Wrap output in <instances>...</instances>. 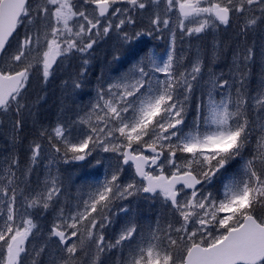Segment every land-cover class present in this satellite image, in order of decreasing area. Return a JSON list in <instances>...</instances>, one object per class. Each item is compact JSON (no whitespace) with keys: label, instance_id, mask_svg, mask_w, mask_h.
<instances>
[{"label":"snow or ice","instance_id":"obj_1","mask_svg":"<svg viewBox=\"0 0 264 264\" xmlns=\"http://www.w3.org/2000/svg\"><path fill=\"white\" fill-rule=\"evenodd\" d=\"M66 61L64 100L90 99L45 125L28 88ZM0 115V264H264V0H0ZM62 165L92 169L74 205Z\"/></svg>","mask_w":264,"mask_h":264},{"label":"trees","instance_id":"obj_2","mask_svg":"<svg viewBox=\"0 0 264 264\" xmlns=\"http://www.w3.org/2000/svg\"><path fill=\"white\" fill-rule=\"evenodd\" d=\"M231 30H227L229 33L223 34L218 36L217 41L223 42V45H227L229 42L233 41L234 39V30L230 28ZM187 41V40H186ZM191 44H193L194 40H190ZM198 41V40H197ZM208 41V40H207ZM165 42L163 40H150L149 44L151 46L159 45V47L156 48L157 53H161L165 49ZM201 47L203 48L204 44V38L200 42ZM110 45H101L100 48H98L96 56L97 60L93 62V68L91 69L94 71L97 75L100 74L101 71V64L100 62L104 59L105 52L109 49ZM177 49L182 50V54L188 55L189 51L199 50L197 47H193L192 45L189 47L188 44L186 46V43H181L179 41V37L177 40ZM185 51H188L187 53H184ZM192 53V52H191ZM75 63V62H73ZM73 67H68L66 70V67L62 69V73H60L58 76H56L55 79H51L47 85H42L36 77L33 78V81L31 85L28 88L27 95L30 96L31 101L37 105L38 111L40 113V120L43 121L45 125H47L49 122L52 124H55L58 120V118L61 117V114H63L64 118H67L68 116L72 115V113H69L65 111L66 108L74 107L78 108L79 106L86 105L88 103L87 96L84 97L83 101H78L77 106L71 105L70 101L64 100V93L62 91V83L67 78V73L72 72ZM259 72L260 69L257 68L254 72V83L253 86H255V82H258L259 80ZM93 79V82H95V77H91ZM41 87L44 88V91H41ZM91 88V87H90ZM90 88L85 89V91H90ZM40 97L41 99H37ZM46 100V102H45ZM195 119V111L193 110L188 116L187 120L188 123L191 125ZM11 120L9 117L0 115V158L3 157L6 153H4V149L9 146L11 134ZM28 138H31V123L29 122V126L25 129V133ZM255 146V141H253V147ZM23 155V154H21ZM61 178L64 182V195L61 196L62 202L72 203L75 201V199H70L74 197H78L80 195V189L82 185V181L77 180L76 178L82 174L83 171H89L91 172V168L87 169H81L77 167H73L71 165H62L61 166ZM101 177L103 179V170L101 172ZM37 178L36 174H33V181H35ZM86 190V189H85ZM142 215L138 219L139 223H146L147 219H150L149 223H153L154 221V213L152 214H145L141 212ZM152 220V221H151ZM41 226L43 227L47 221L44 219H41L39 221ZM38 239V238H37ZM34 238L32 242L29 244V249L32 246H39L43 241L37 240ZM118 257H112V260L117 259ZM30 257H26L24 264H31Z\"/></svg>","mask_w":264,"mask_h":264},{"label":"rangeland","instance_id":"obj_3","mask_svg":"<svg viewBox=\"0 0 264 264\" xmlns=\"http://www.w3.org/2000/svg\"><path fill=\"white\" fill-rule=\"evenodd\" d=\"M227 30H231L230 28H228V29H223L222 28V30L221 31H219L218 33H215L214 35H215V41H217L218 40V36H219V34H220V36L221 35H223V34H228L229 32L227 31ZM23 31V29H21V32ZM187 40V41H186ZM194 40V42H193V44H191V41H189L188 39H185V41H184V43H186V46H187V44H188V46L190 47L191 45L193 46V47H197L199 50H201L202 49V47H201V45H200V41L201 40H203V39H201V40H196V39H193ZM208 40V41H207ZM210 42H214L213 41V36H211V35H209V36H207V37H205L204 38V44H203V46L206 44V43H210ZM110 45V44H109ZM165 46H166V42H165ZM196 51H198V50H194V51H191L192 53H195ZM188 51H185L184 53H187ZM190 51H189V53L188 54H190L191 53ZM64 67H66V70H67V68L68 67H70L69 66V64H68V62L66 61L62 66H61V68L60 69H58L57 70V73H56V76H58L60 73H62L61 71H62V69L64 68ZM90 91H93L92 90V88H90ZM93 94H94V92H93ZM89 99H90V97L89 96H87V100L89 101ZM129 171H131V170H129ZM100 179H102V177H100ZM75 202L76 201H74V202H72L71 204L72 205H74L75 204ZM159 210V204H157V206H156V208L155 209H149L148 208V206H147V204H143L142 205V208H141V212H143V213H145V214H152V213H155V212H157ZM149 221H150V219H147V222L146 223H139V225H140V227L141 228H144V229H146L147 228V226H148V224H149ZM152 221V220H151ZM153 223H154V221H153ZM112 227H114L117 231L119 230V227H120V225L119 224H115V222H114V224H113V226ZM112 234V231H111V228L109 229V235H111ZM35 239H37V238H35ZM34 240V239H33ZM38 241H39V239H37ZM33 247V244H32V246L30 247V249ZM31 259V258H30ZM45 259H46V257H45ZM112 261H114V260H112L111 258L110 259H108V260H106V264H112ZM30 262H31V260H30ZM28 264V263H27Z\"/></svg>","mask_w":264,"mask_h":264}]
</instances>
